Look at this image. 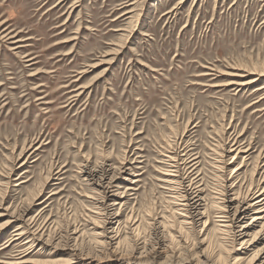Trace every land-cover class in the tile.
<instances>
[{"label":"rangeland","instance_id":"1","mask_svg":"<svg viewBox=\"0 0 264 264\" xmlns=\"http://www.w3.org/2000/svg\"><path fill=\"white\" fill-rule=\"evenodd\" d=\"M263 69L264 0H0V225L23 212L47 225L29 249L33 223L0 230V264L22 251L34 262L73 253L88 264L264 261L260 224L233 241L215 203L242 160L223 152L227 136L242 130L255 145L238 171L245 186L264 149V90L253 92L264 76L227 83ZM176 142L197 157L203 217L183 216L181 186L163 177ZM85 166L116 175L105 205ZM18 224L30 230L13 240Z\"/></svg>","mask_w":264,"mask_h":264},{"label":"bare ground","instance_id":"2","mask_svg":"<svg viewBox=\"0 0 264 264\" xmlns=\"http://www.w3.org/2000/svg\"><path fill=\"white\" fill-rule=\"evenodd\" d=\"M256 70H258V68ZM249 73L253 74L254 76L249 79H244V80H233L227 84H234L237 87H240V86L243 87V86L252 84L254 82H257L261 80V77L264 76V69L259 70V71H252ZM232 75L239 76V77L245 76V74H237V73H234ZM221 85L223 84H219L217 86H221ZM263 90H264V84L257 86L253 92H259ZM260 98L261 100L264 99V95ZM241 131L236 132V130H234L232 133H230L227 136L226 141L223 143V146L226 143L228 144L227 146L228 150L223 148V152L225 153L227 152V154L229 153L228 155H230L231 163H234L236 159L238 158H241L242 160L240 164L231 168L230 179H235V180L232 181L231 183H227L228 180L230 179H225L226 180L225 183H223V185L221 186V189L217 192L218 197L216 198L218 199V202H215L217 203L216 213L218 214L217 217H219L218 221L221 222L219 226H221L222 228L221 230L224 231L225 229L231 235V239L233 241H235L238 237L242 238L243 236H245L250 226H252L254 223H259L260 229H264V168H263L264 167V161H263L264 149L262 150L260 148V150L258 151L256 155V160L254 161V165H253V173H252L253 176L251 177V180L249 181V183L245 186L243 181L241 182L239 181L240 176H239L238 171L247 164V159L255 151V145L252 141L249 142V140H248V143H247V140L241 141V137L243 136L242 134L243 132ZM179 142L182 143L181 140ZM179 142L178 143L176 142L173 148H171L169 151H166L167 150L166 149L165 150L166 153L164 155L162 154L164 156L163 164H165L166 166L162 174L165 179V182L168 183V185L172 186L175 183H179L177 185L181 186L180 192H178L179 194L177 195L178 196L177 200L179 201L177 202L178 204L176 205H178L179 207L181 205V208H183V209H179L185 213L183 216L190 218V219L194 218L195 216L203 217L205 216L204 211L206 210V208L205 206H203V210L202 211L199 210V207L201 205L199 201L200 200L202 201L203 199L199 197L202 191V188L198 189L199 185H197L201 181V179H197L198 176L191 177V175L193 174L192 172L197 169V166H195L198 163V161L196 160L197 157L189 155L187 152L188 146L183 145V148H182L180 147L182 145L179 144ZM182 151L185 153H182ZM182 156H186V157L183 158ZM179 160L183 161V164H185L184 167L186 168V173L188 172L185 177H182L178 173L179 167L181 164L179 163ZM219 162H223V160L221 159ZM121 164H124V163H121ZM226 164H229V163H226ZM125 165L126 164L119 166L118 170H122L123 168H125ZM226 167H229V166H224V165L217 166V168H223V169ZM260 169H262L261 172H259ZM220 170L222 171V169ZM197 171H199V169L196 170V173ZM158 172L161 173L160 171ZM82 173L89 179V181L91 180L95 182V184L100 187L101 191L98 194L100 195L99 198L103 202V204L106 199H108L111 196H114L115 190L119 188L117 187L116 175L114 173L113 174L111 173L109 175L108 168L106 166H99L98 168L97 167L95 168L94 166L93 169L92 168L88 169L85 166ZM137 181L138 179H135L132 182L134 183ZM102 202H101V205H103ZM251 210H252V215H251L250 222L244 223L241 226H239L240 227V229H238L239 232L235 234L233 231L234 226L238 224L240 219L245 218ZM25 213L23 212L19 215H11V218H9V220L5 221L3 224L0 225V230L8 228V226L10 225L9 223L16 222V221H18L20 224L26 221H29V223L31 222L30 224L33 223L34 225L32 227H34L35 225L37 227L35 226L36 228L34 229V231L32 230L33 232L30 231V234L32 235V237L31 235H30L31 238L26 237L25 242H24V243H30V246L29 247L27 246L28 247L27 249H29L34 243L33 239L40 240L42 233H39V232L41 231V229L45 227L46 223H44V225L41 227V225L36 223V218H24ZM104 215H105L104 219H107L110 221V219H112L113 216L116 214L110 213V211H105ZM20 224H18L16 228V230L18 231H15V234L12 237L13 240H18L22 238V236L25 235V233H27L30 230L29 227H27L26 229H22L24 227L23 225H20ZM133 225H135V222L133 223ZM46 228H47V225H46ZM34 235H38V236L34 238ZM22 253L24 254L25 252L22 251L18 259L10 264H76V263L80 264L79 262H85V264L86 263L88 264V262L92 261L90 256H82V255L79 256L78 254L73 253L72 256H70L69 258L50 260L46 262H34V261L24 260L23 259L24 255ZM153 253H156V252H153ZM120 262H121V259L118 258L116 261V264H120ZM259 262L260 264H263L264 261L261 262V256H258V253H257L250 257L248 264H259ZM135 264H155V262H149L148 260H143L137 263L135 262ZM166 264H183V263L179 261L171 263L170 261V263H166ZM203 264H208V263L204 262Z\"/></svg>","mask_w":264,"mask_h":264}]
</instances>
